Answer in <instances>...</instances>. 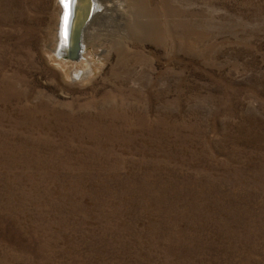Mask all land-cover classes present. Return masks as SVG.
Listing matches in <instances>:
<instances>
[{"label": "rangeland", "instance_id": "rangeland-1", "mask_svg": "<svg viewBox=\"0 0 264 264\" xmlns=\"http://www.w3.org/2000/svg\"><path fill=\"white\" fill-rule=\"evenodd\" d=\"M58 2L0 0V264H264V0L100 1L78 64Z\"/></svg>", "mask_w": 264, "mask_h": 264}, {"label": "bare ground", "instance_id": "bare-ground-1", "mask_svg": "<svg viewBox=\"0 0 264 264\" xmlns=\"http://www.w3.org/2000/svg\"><path fill=\"white\" fill-rule=\"evenodd\" d=\"M67 0H59L58 4L60 7V14L59 17L60 19L58 20V24H57V34H58V38H56V47L53 50V52L55 53V56L57 59L63 61V62H69L70 60L64 59L61 56L67 53V48H68V43L65 37V32H64V14L67 11ZM95 3V10H94V14L91 18V20L87 23V25H85V27L82 30V40H83V44H82V49H83V53L81 56V60L85 59V54H86V49H87V43L88 41H85V35L88 36L89 41L92 40L93 35H97L98 36V32L100 31V28L103 27L105 20L109 18V20L113 21V24H118L119 21H121L119 18V15L115 13L116 10L114 9H110L107 7H105L102 12H99L97 14H95V12L97 11V9L99 8V4L98 2H103L105 0H93ZM91 1L90 0H82L81 3H78L77 5V14H78V32H77V36L78 38L80 37V30L81 28L84 26V18L87 14V11L89 9V7L91 6ZM102 6V5H101ZM104 7V6H103ZM121 24V23H120ZM97 27V28H96ZM116 28V27H115ZM95 32L92 34V32ZM56 34V35H57ZM86 36V38H87ZM87 40V39H86ZM78 40L75 39V43H77ZM75 45V44H74ZM80 60V61H81ZM78 62H73V63H79ZM72 62V61H70ZM83 74V73H81ZM86 74V73H85ZM79 76V74H77ZM76 75V76H77ZM83 76V75H82ZM6 89V88H5Z\"/></svg>", "mask_w": 264, "mask_h": 264}, {"label": "water", "instance_id": "water-1", "mask_svg": "<svg viewBox=\"0 0 264 264\" xmlns=\"http://www.w3.org/2000/svg\"><path fill=\"white\" fill-rule=\"evenodd\" d=\"M82 0H67V11L64 14V32H65V37L68 43V48H67V53L62 55L61 57L67 60H70L72 62H78L81 60V56L83 53L82 49V30L87 25V23L91 20L94 10H95V3L93 0L91 1V6L89 7L87 14L85 18L83 19L84 21V26L80 30V37L78 38L77 32V19H78V14H77V5L78 3H81ZM84 1V0H83ZM75 39L78 40L77 43H75ZM75 44V45H74Z\"/></svg>", "mask_w": 264, "mask_h": 264}]
</instances>
